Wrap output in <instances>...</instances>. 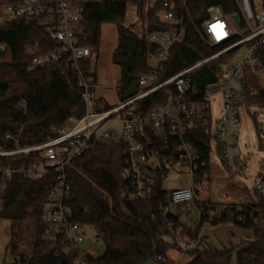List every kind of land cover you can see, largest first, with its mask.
<instances>
[{"label": "trees", "instance_id": "1", "mask_svg": "<svg viewBox=\"0 0 264 264\" xmlns=\"http://www.w3.org/2000/svg\"><path fill=\"white\" fill-rule=\"evenodd\" d=\"M9 0H0V9ZM89 0L84 4L81 43L90 47L92 57L83 62L86 75L97 78L101 26L112 23L121 43L133 39V47L120 46L111 53V61L119 67L117 93L121 98L136 90L140 76L151 71L149 60L154 48L147 40L148 34L168 28V23L156 16L160 0ZM184 15V34L174 44L164 63L163 78L187 68L213 55L217 48L210 46L203 31L206 8L218 5L224 13L236 9L233 0H173ZM264 9V0H254ZM129 7L140 21L136 33L126 26ZM0 145L38 144L53 134L69 118L79 117L85 111L81 99L82 87L73 70L61 71L58 63L30 68V58L25 52L28 44L38 43L44 51L53 48L47 30L35 19L17 18L0 25ZM226 56H218L199 66L191 73L195 84L202 86L215 79V71ZM148 101L151 107L157 103ZM254 101V100H253ZM264 102V85L255 99ZM8 136V137H7ZM186 139L195 148L200 162L205 165L199 174L210 173L211 147L209 136L202 128L189 131ZM122 145L113 140L92 144L83 154L71 161L66 173L70 183L67 204L72 208L75 221L94 227L96 235L105 246L99 256L84 254L87 264H144L155 259L158 264H173L167 257L169 250H178V235L197 236L200 226L231 223L253 232L246 239L230 248L219 250L191 249L185 254L188 260L179 264H264V199L255 190L256 199L238 206L219 205V214H207L206 201L195 204L200 219L190 228L180 221L177 212L170 210L171 189L163 187L168 171L156 178L148 197L122 198L124 182L121 178ZM52 176L27 179L21 173L10 177L0 174V219L10 221L6 250L19 256L28 264H77L78 248L68 249L64 242L55 246L44 242V224L40 219L44 199L51 188ZM216 205H213L215 207ZM165 207L167 210H165ZM173 223V228L168 227ZM183 230L177 234V228ZM172 238V243L167 240Z\"/></svg>", "mask_w": 264, "mask_h": 264}, {"label": "built area", "instance_id": "2", "mask_svg": "<svg viewBox=\"0 0 264 264\" xmlns=\"http://www.w3.org/2000/svg\"><path fill=\"white\" fill-rule=\"evenodd\" d=\"M87 1L9 0L0 9V25L17 18L35 19L56 43L47 51L38 43L28 44L25 52L30 58V68L58 63L62 72L75 71L82 87L85 111L81 116L71 117L60 128H53V134L42 143L29 145L15 141L7 147L0 145L2 177H10L13 173H21L27 179L52 176L40 214L44 224L42 238L51 246L64 242L69 250L78 248L89 238L88 230L95 229L75 221L74 212L67 204L70 183L66 170L74 158L95 142L113 140L122 145V198L148 197L157 176L164 171L187 174L185 184L170 191L171 203L186 205V214L192 211L195 192L207 190L210 185L209 175L199 174L205 163L200 162L192 143L186 139L189 131L202 128L209 136L211 152L214 149L220 161L233 167V173H227L226 177L244 175L250 170L246 158L237 153L241 114L261 117L256 121V131L264 146V102L255 101L264 85V9L258 2L233 0L236 9L227 14L218 5H209L202 26L207 42L217 48L216 51L163 78L161 72L169 50L183 38L184 15L173 0H160L156 16L168 23V28L147 36L154 48L149 60L151 71L138 78L136 90L127 97L118 95V82L108 86L118 97L112 104L97 93L98 78L90 79L83 67V62L92 57L90 47L81 43L80 21ZM240 47H244V51L236 60L234 55ZM0 49L5 50V44L0 43ZM218 56L227 58L219 64L215 79L202 86L195 84L191 73ZM152 97V102L157 103L153 107L148 101ZM214 97L219 98V116L212 120L211 99ZM116 123L118 128L114 127ZM218 177L214 175L213 182ZM253 190L264 199V172L253 176ZM226 200L230 205L238 202L229 197ZM207 207L208 215L219 214V205ZM197 219H200V212ZM168 227L172 229L173 223L168 222ZM182 230L180 225L177 234ZM175 242L179 254H184L198 248L199 236L178 235ZM168 259L175 264L174 259ZM2 264L28 262L11 256L10 262ZM77 264L87 262L83 257Z\"/></svg>", "mask_w": 264, "mask_h": 264}, {"label": "rangeland", "instance_id": "3", "mask_svg": "<svg viewBox=\"0 0 264 264\" xmlns=\"http://www.w3.org/2000/svg\"><path fill=\"white\" fill-rule=\"evenodd\" d=\"M153 0L152 2H154ZM126 26H131L132 30L136 33L140 31V21L137 18L135 11L132 7H129L127 12ZM125 46L128 49L133 47V39L121 43L119 41L116 27L112 23H104L101 26V37L99 45L98 59L96 62V72L98 77V83L100 84L97 89V93L104 96L112 104L118 101L117 94L109 89L114 81L118 82L119 80V67L111 61V53L120 46ZM244 51V47H240L236 50L234 59H238ZM219 98L214 97L211 99V115L212 120L217 119L219 116L218 112ZM261 117L257 116L253 118L248 114H241V120L238 125V134H237V153H241L246 160L247 164L250 167L249 171H246L244 175L234 174L230 177H226L227 173H233V167L227 164L225 161H220V156L213 149L211 152L210 158V185L207 190L196 191L194 197V203L199 204L201 200H207V206L217 205L222 197V192L226 189L230 191V196L233 200H238L239 196H242L241 200H238L234 205L238 206L239 204L246 201H253L256 199V194L253 190V176L259 172H264V149H258V141L260 140L257 131H256V121L260 120ZM115 128L119 127V124H114ZM214 175H218V179L213 182L212 178ZM188 179L187 174L178 173L176 170H171L168 172L167 177L163 181V187L168 189H173L183 185ZM229 185H228V184ZM195 204L191 214H186L185 207L186 205H180V221L190 226L192 223L197 222V210L195 209ZM224 205V204H221ZM192 208V207H191ZM170 210L172 212H177V209L174 205H170ZM9 229L10 221L6 219H0V264L8 263L11 260V255L6 250V246L9 240ZM89 238L78 245V260H81L86 254H91L93 256L101 255L105 246L102 240L96 235L94 230H88ZM213 238L212 233L209 230H202L199 244L197 246L203 247L206 239ZM97 240V241H95ZM167 240L172 243V238L167 237ZM201 240V241H200ZM168 254L171 255L175 261V264H179L182 261H186L187 255L179 254L178 250H169ZM144 264H158L155 259H148ZM232 264H235L234 261Z\"/></svg>", "mask_w": 264, "mask_h": 264}, {"label": "crops", "instance_id": "4", "mask_svg": "<svg viewBox=\"0 0 264 264\" xmlns=\"http://www.w3.org/2000/svg\"><path fill=\"white\" fill-rule=\"evenodd\" d=\"M228 197L231 198L230 191L228 189H226L224 192H222V197L220 198L219 202H217L218 203L217 205L227 204L228 202H227L226 198H228ZM240 197H242V196H239L238 198H240ZM204 201H207V200H201V202H204ZM194 207L197 210V213H199L198 208H196V206H194ZM197 218H198V216H197ZM197 221H198V219H197ZM194 224L195 223H192V225L189 226L190 228H192V230H194V228L192 227ZM202 230H206V231L209 230V232H211L212 236H213L212 239H210V236H209V238L206 239V242L204 243L203 247L198 246V249H202V250H219V249L230 248V247H233L234 245L240 243L241 241H244L246 239H251L253 237L252 231L237 228V227L233 226L231 223H220V224L212 225L209 222H205L200 226V229H199V232L197 235V236H199V239H200V235H201ZM167 256H168V258H171V259L173 258L169 254H167ZM186 260H188V258Z\"/></svg>", "mask_w": 264, "mask_h": 264}, {"label": "water", "instance_id": "5", "mask_svg": "<svg viewBox=\"0 0 264 264\" xmlns=\"http://www.w3.org/2000/svg\"><path fill=\"white\" fill-rule=\"evenodd\" d=\"M234 18H235L236 22H238V18L236 16H234ZM258 149L259 150H263L264 149V146H263L261 140L258 141Z\"/></svg>", "mask_w": 264, "mask_h": 264}]
</instances>
